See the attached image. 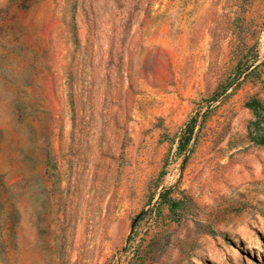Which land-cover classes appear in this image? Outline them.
Listing matches in <instances>:
<instances>
[{
    "label": "rangeland",
    "instance_id": "obj_1",
    "mask_svg": "<svg viewBox=\"0 0 264 264\" xmlns=\"http://www.w3.org/2000/svg\"><path fill=\"white\" fill-rule=\"evenodd\" d=\"M254 102L264 0H0V264H264Z\"/></svg>",
    "mask_w": 264,
    "mask_h": 264
},
{
    "label": "trees",
    "instance_id": "obj_2",
    "mask_svg": "<svg viewBox=\"0 0 264 264\" xmlns=\"http://www.w3.org/2000/svg\"><path fill=\"white\" fill-rule=\"evenodd\" d=\"M253 110L256 121L252 124L254 126V131H250L252 139L259 145L264 146V104L254 102L250 106ZM192 133L191 123L188 128L184 131L183 144H186L190 139Z\"/></svg>",
    "mask_w": 264,
    "mask_h": 264
}]
</instances>
